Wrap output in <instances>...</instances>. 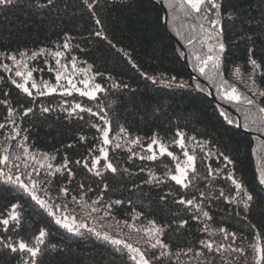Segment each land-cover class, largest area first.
<instances>
[{"label":"trees","instance_id":"1","mask_svg":"<svg viewBox=\"0 0 264 264\" xmlns=\"http://www.w3.org/2000/svg\"><path fill=\"white\" fill-rule=\"evenodd\" d=\"M215 2L200 12L186 0L0 3V155L20 165L27 185L0 173V221L9 219L0 223V264H139L105 234L129 240L151 264H264V0ZM57 51L77 68L69 81L57 79ZM216 54L223 76L211 61L202 74L201 61ZM23 59L31 94L16 75ZM221 79L255 103L229 101ZM96 85L94 98L82 95ZM104 145L109 162L94 165ZM185 152L195 170L178 184L171 177ZM56 212L73 214L79 231ZM157 240L167 247H151ZM21 241L38 256L6 246Z\"/></svg>","mask_w":264,"mask_h":264},{"label":"snow or ice","instance_id":"2","mask_svg":"<svg viewBox=\"0 0 264 264\" xmlns=\"http://www.w3.org/2000/svg\"><path fill=\"white\" fill-rule=\"evenodd\" d=\"M11 3L12 0H0V3ZM49 3H51V0H48ZM186 3L188 5L191 6L192 9H194L196 12H200L201 11V7L202 5H204L205 3H210L211 4V9H218L220 7V5L218 3L215 2V0H186ZM91 7V5H90ZM97 23H99V21H97ZM211 23L213 25L219 26L220 25V20L217 16V19H214L211 21ZM97 35H99V33H97ZM220 32L218 31L216 33V36L219 37ZM67 46V45H65ZM216 48H218L220 50V52H222L224 50V44L223 43H218L217 45H215ZM209 51L212 52L213 51V46H209ZM56 56H61L62 53L61 52H57L55 53ZM12 59H15V56L12 57ZM197 59L199 60L200 58L197 57ZM209 61L212 62V67L215 70V74L216 76H223L222 73V60H221V56L219 54L216 55H209L206 59L201 61V67L199 69V71L203 74L205 72V68L208 66ZM249 63L253 66V75L255 74V70L259 67V65H257L256 60L252 59L249 61ZM241 69L238 67L235 69V72L237 74L241 73ZM16 75L21 76L24 75L21 72H17ZM29 78H31V73L28 74ZM59 78V77H58ZM87 83V82H85ZM19 87H22L23 90L26 93H30L29 88L26 87L25 85H19ZM32 87H36L35 84L32 85ZM73 87H75V85H73ZM197 87H199V85H197ZM220 88L223 89V94L224 96L229 100V101H234L237 103H247L248 105H252L254 104V100H252L251 98H248L247 96H245L235 85H230L228 83V81L226 79H221V83L219 85ZM256 85H255V80L253 79L252 81V88L255 89ZM52 91H55V88L51 89ZM101 90L100 85H96L95 88L91 91V92H83L82 95L85 96H89V97H93L95 95L96 91ZM77 91H79V89H77ZM259 95L264 96V91L259 92ZM81 106L79 104L76 105V108H80ZM82 110H86V111H91L90 109H82ZM28 111H31V109H29ZM45 111H47V109H45ZM259 111L261 113H264V107L260 108ZM0 127H3V125H0ZM123 131V129H121ZM104 143L108 144L110 141L108 139V132L104 131ZM178 135L180 137L178 143L180 144L181 148L184 147V139L183 136L184 134L182 132H178ZM138 142V141H136ZM153 144H158L159 148H160V152L161 154L167 152V148L160 143V141L158 140H153L152 142ZM169 156L173 155L172 153H167ZM184 155L187 157V161L186 164L184 166L181 165H177V170L179 172V175H173L171 178L173 180H175L178 184H184L185 181V177L187 176V172L188 169H192L193 171L194 169V161H195V156L193 155H189L187 152L184 153ZM107 156V153L105 152V157ZM155 155H152L149 157V159H155ZM5 160H7L8 158L5 156L4 157ZM225 159H228L227 157H225ZM97 163H99V161H97ZM109 168H111V170L113 172L116 171V169L109 164L108 165ZM99 175V173H97ZM8 179H11V177H8ZM261 182L264 183V173L261 174ZM25 188H27V185H23ZM187 186V185H185ZM106 187V186H105ZM237 187H241L239 184L237 185ZM35 198V197H34ZM248 201H251L253 199V197L251 195H248L247 197ZM41 204H44L45 202L43 200L39 201ZM182 203L184 201H181ZM116 203H120V201H116ZM188 204H192L193 201L189 200L187 201ZM245 206L247 207V203L245 204ZM17 207V205H13L12 208L13 210H15V208ZM205 216H207L208 214L205 212L204 213ZM18 218V213L13 212V215H11L10 219L12 220H16ZM0 223H3L4 225H8L9 223V219H4L3 221H0ZM57 223H62L63 227L68 229L69 231H79V229L75 226V222L73 219V222L69 223V222H62L61 220H57ZM186 223V222H185ZM86 225H80V227H85ZM157 231H159V229H157ZM224 231V230H221ZM46 235L45 231H41L39 234L38 239V243H42V239L44 236ZM97 235H99V233H97ZM234 236V234H232ZM105 239H111V242L113 244L116 245H124L126 248L130 249L132 252L136 253L139 256V264H151V261H149L144 253L139 249V248H134L131 244H126L125 241L123 240H118V239H112L110 236H108L107 234H105L104 236ZM201 243H204L203 241H201ZM158 245H161L163 247H167V245H163L161 241L157 240V242L155 244H152L151 247L156 248ZM8 248L11 249V251L16 252L17 250L20 251H27L28 253L31 254V257L35 258L38 256V254L40 253V248L39 247H29L28 244H26L25 242L21 241L18 245H12V244H8L6 245ZM206 247L209 250H212V244L209 243L206 245ZM237 251H240V249H236ZM191 251V250H189ZM259 251H261V259L264 260V249H260ZM163 255V253H161ZM133 259H136V257H132ZM25 264H27V262H25ZM32 264H35V260L33 259Z\"/></svg>","mask_w":264,"mask_h":264},{"label":"rangeland","instance_id":"3","mask_svg":"<svg viewBox=\"0 0 264 264\" xmlns=\"http://www.w3.org/2000/svg\"><path fill=\"white\" fill-rule=\"evenodd\" d=\"M160 2V1H159ZM162 2H163V0H162ZM167 16H168V14H167ZM57 52H61V51H57ZM56 52V53H57ZM56 56V55H55ZM185 56H186V58H187V55H186V53H185ZM63 58H65V60L63 59ZM56 59H57V63H58V60H60V61H62V63L61 64H59V69H58V72H57V79H66L67 81H69L70 80V76H71V74L73 73V71H71L70 69H71V67L74 69V70H76L77 68L76 67H74V64H73V62H68V61H70L69 60V57H66V56H63V54L61 55V56H56ZM23 61H25V62H27L25 59H23ZM56 62V61H55ZM28 62H27V64L25 65V64H22V66H18L17 67V69H18V71L17 72H21V73H23L24 75H21V76H19L18 77V80L21 82L20 84L21 85H23L24 84V82H27V86L26 87H29L30 85H33V84H35V81L34 80H32L31 78H29V76H28V74L29 73H31V72H29L28 70L30 69L29 68V66H28ZM192 68V67H191ZM189 69H190V67H189ZM191 70V69H190ZM193 70V69H192ZM194 71V70H193ZM195 72V71H194ZM70 73V74H69ZM59 77V78H58ZM67 86H68V83H67ZM213 94H214V92H213ZM215 95V94H214ZM255 114H256V112H255ZM237 117H238V119H239V122H241V119H240V117H239V114H237ZM241 123H239V125H240ZM19 145L21 146V147H23V148H25L24 146H22L21 144H20V142H19ZM158 150H160V148H159V145H158ZM105 152H106V146L104 145L103 146V149H102V151H101V153H100V155L97 157V158H95V160H94V165H102V164H106V163H108L109 161H108V157L106 156L105 157ZM188 154L189 155H193V154H191L190 152H188ZM30 156V155H29ZM194 156V155H193ZM24 163H25V165H23L22 164V168H25L26 170L27 169H29L32 165H30V159H29V157H26L24 160ZM97 161H99V163H97ZM186 161H187V157L185 156V155H183V160L181 161V162H179V165H181V166H184L185 164H186ZM0 173L2 174L3 173V175L2 176H5V177H14V179L17 181V182H21L20 184H22V185H24V183H23V178H24V172H21V169H20V165L18 164V163H16V164H13V163H11V162H7V161H5V159H4V155L2 154V155H0ZM178 165V164H177ZM177 165H176V170L172 173V176L173 175H179V172H178V170H177ZM188 181V173H187V176L185 177V181H184V183H186ZM31 185H33V183H31ZM33 193H34V195L33 196H35L37 199H39V200H41V197H43V196H41L39 193H38V191L37 190H33ZM45 206L48 208V209H50V211H52L53 210V207H52V205H50V203L49 202H45ZM56 217H57V219H59V220H61L62 222H69V223H71V222H73V219H74V222H75V225H77V224H80V223H82V222H80V220H77L75 217H74V215L73 214H67V213H57L56 212ZM84 222V221H83ZM84 223H86V222H84ZM123 241H125V240H123ZM126 242V244H130L129 243V240H128V242L127 241H125ZM132 245V244H131ZM134 248H138V247H136V246H134V245H132ZM132 252V251H131ZM132 254H133V256H135L136 257V259H137V261L139 262V256L136 254V253H134V252H132Z\"/></svg>","mask_w":264,"mask_h":264},{"label":"water","instance_id":"4","mask_svg":"<svg viewBox=\"0 0 264 264\" xmlns=\"http://www.w3.org/2000/svg\"><path fill=\"white\" fill-rule=\"evenodd\" d=\"M159 1H160L161 4L163 3L162 0H159ZM167 19H168V16H167V10L165 9V24H166V25H167ZM185 60L187 61L186 56H185ZM189 67H190V69H191V72H192L193 76H197L196 73L192 70V68H191L190 65H189ZM239 123H241V122H239ZM262 137H264V136H262Z\"/></svg>","mask_w":264,"mask_h":264}]
</instances>
